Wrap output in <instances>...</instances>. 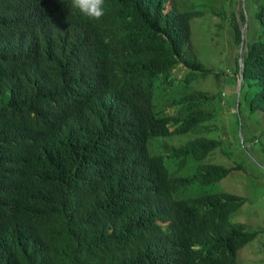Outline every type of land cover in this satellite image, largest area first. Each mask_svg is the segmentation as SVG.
Instances as JSON below:
<instances>
[{"label": "trees", "instance_id": "1", "mask_svg": "<svg viewBox=\"0 0 264 264\" xmlns=\"http://www.w3.org/2000/svg\"><path fill=\"white\" fill-rule=\"evenodd\" d=\"M174 3L105 0L90 22L65 0H0V264H234L259 231L211 188L237 165L205 161L220 140L192 84L208 71L190 54L200 8ZM243 8L228 15L235 44L246 22L237 95L264 112V0Z\"/></svg>", "mask_w": 264, "mask_h": 264}, {"label": "rangeland", "instance_id": "2", "mask_svg": "<svg viewBox=\"0 0 264 264\" xmlns=\"http://www.w3.org/2000/svg\"><path fill=\"white\" fill-rule=\"evenodd\" d=\"M174 1L182 11L200 8L199 13L189 16L190 54L208 71L197 73L192 84L211 94L217 127L206 135L220 140L219 146L204 157L205 161L237 165L211 188L243 198L230 220L242 223L247 230H259L237 249L234 264H264V112L248 110L242 93L236 92L234 66L238 44L234 43L228 15L236 12L237 0ZM236 20L240 26V19ZM163 87V82H157L156 101L163 100ZM185 137L171 135L168 141L177 144ZM191 168L185 163L178 174Z\"/></svg>", "mask_w": 264, "mask_h": 264}, {"label": "clouds", "instance_id": "3", "mask_svg": "<svg viewBox=\"0 0 264 264\" xmlns=\"http://www.w3.org/2000/svg\"><path fill=\"white\" fill-rule=\"evenodd\" d=\"M65 2L67 4L66 9L69 12L77 14L90 22L100 21L105 15V0H65ZM25 17H27V22L38 24L40 18L37 7L33 4H26ZM238 71H240L239 66H237V71L234 73L236 76L235 78L238 76ZM257 232L258 231H256L255 234ZM242 245H240L238 248H240Z\"/></svg>", "mask_w": 264, "mask_h": 264}, {"label": "water", "instance_id": "4", "mask_svg": "<svg viewBox=\"0 0 264 264\" xmlns=\"http://www.w3.org/2000/svg\"><path fill=\"white\" fill-rule=\"evenodd\" d=\"M240 4H241V7H242V10L244 12V8H243V0H240ZM245 17H244V20L241 22V25H240V40H239V47H238V50L241 48L242 46V37H243V34H244V27H245ZM237 66H239V68L241 67V61H240V57H237ZM240 80H241V72L238 71V76L236 78V81H235V85H236V92L238 91V88H239V84H240Z\"/></svg>", "mask_w": 264, "mask_h": 264}, {"label": "crops", "instance_id": "5", "mask_svg": "<svg viewBox=\"0 0 264 264\" xmlns=\"http://www.w3.org/2000/svg\"><path fill=\"white\" fill-rule=\"evenodd\" d=\"M183 7V6H182ZM181 8V7H180ZM245 28V27H244ZM239 29H240V27H239ZM238 47H239V44H238ZM237 93H238V91H237Z\"/></svg>", "mask_w": 264, "mask_h": 264}]
</instances>
